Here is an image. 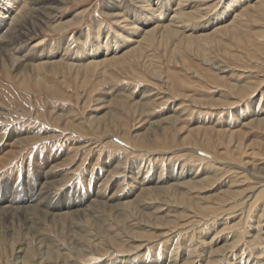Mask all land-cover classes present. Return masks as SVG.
I'll return each mask as SVG.
<instances>
[{
	"label": "rangeland",
	"instance_id": "obj_1",
	"mask_svg": "<svg viewBox=\"0 0 264 264\" xmlns=\"http://www.w3.org/2000/svg\"><path fill=\"white\" fill-rule=\"evenodd\" d=\"M108 1L68 0L58 19L82 14L79 25L58 33L45 27V33L15 48L13 58L25 59L55 40L71 44L72 51L83 35L88 41L107 32L117 37L121 23L106 16ZM230 1L201 0L202 18L187 25L209 22ZM257 1L234 0L223 21L204 29L211 31L238 16L234 38L216 33L209 40L213 45L204 50L197 49L203 42L190 50L185 41L175 39L167 46L142 44L144 63L106 66L109 75L102 78L96 73L74 78L67 72L65 83L60 74L42 79L23 75L22 81L15 70L19 60H0V201L12 199L16 204L11 208L23 207L0 213V264H102L114 250L138 244L144 245L137 251L148 262L161 258L171 263L182 257L184 264H207L210 248L232 242L233 247L208 264H264V6H256ZM167 4L174 1H155L152 8ZM185 5L173 9L180 12ZM135 6L132 0L127 3L131 23ZM17 11L0 19L3 34L29 23L38 9L29 0L22 13ZM186 29L179 32L203 34ZM173 44L180 53L171 51ZM112 114L121 125L111 124ZM180 170L185 181L190 179L187 173L202 180L196 190L179 191L185 193L184 200L174 199L169 187L137 196L142 185H170L169 176ZM48 180L49 185L42 184ZM228 190L243 197L252 190L250 203L238 197L218 217L193 220L220 208V202H230ZM96 195L104 197L101 204L71 218L31 209L38 199L42 204L82 200L85 205L95 202ZM30 196L35 197L32 203ZM136 198L143 217L127 208ZM240 220L239 228L228 229ZM254 225L262 229L256 245L247 242L251 233H241L244 226L250 232ZM135 235L143 238L135 240ZM147 237H152L150 246ZM214 237L227 242L215 246Z\"/></svg>",
	"mask_w": 264,
	"mask_h": 264
},
{
	"label": "bare ground",
	"instance_id": "obj_2",
	"mask_svg": "<svg viewBox=\"0 0 264 264\" xmlns=\"http://www.w3.org/2000/svg\"><path fill=\"white\" fill-rule=\"evenodd\" d=\"M28 1L29 0H0V19L1 20L5 19L9 15H11V13H13L14 11H17V10H19V11H17L18 14L22 13L26 9V7L28 6ZM31 1H32V5L37 6L38 12L35 15V17L31 21H29V23L16 24L13 27L8 28L4 34L1 31L2 26L0 25V34L2 33L0 35L1 36L0 37V60L4 61V57H8L11 60L12 59L16 60V61L19 60L15 66V70L18 71V72L16 71L17 75H18V77H20V79L22 81H25L23 75L25 77H28L27 75L31 76L30 74H32V76H34L35 78L42 79L47 74L54 75V76L60 74L62 82L65 83L67 72H73L75 75L74 78H78L79 74L88 75L90 73H96L99 75V77L102 78V76L104 77L106 74H108V71L105 68L106 66L108 68L109 67H115L116 68V66H119V68L123 67V66H127L128 68H131L132 63L134 65L135 64L140 65V63H144L142 60L143 58H142V53H141L142 44H145L147 46L152 45V46H158V47L167 46L168 44H170L175 39L178 42L181 40H182V42L185 41L184 42L186 45L185 47L191 48L190 50H193L195 48V46H197L198 42H203V43H201L202 47L198 45L197 47H199V48H197V49H203L204 50V48L206 46L213 45L214 42L209 41V40H212V38H213L212 36H214L216 33L230 34V36L232 38H234L233 36H235L234 34L236 33V30H237L236 29L237 26H235L236 23L234 24V22H236V18L238 16H234L232 21L221 24L211 31L208 30L207 32H204L205 28H207L210 25L217 24L220 21H223L225 19V17L228 16V14H226V12L230 13V11L232 9V4H234V0H231L230 3H228V5H226L227 10L221 11L222 13H217L216 15H214V17L211 20H209V22H212L211 24H209L208 21H205V23L201 24L200 27L196 26L197 28L188 26L187 22H190L191 20L192 21H194V20L199 21V18L200 19L202 18L203 15H202L201 11H203L202 10L203 8L201 6H203V5L201 4V0H171V1H174L173 5L175 6V8H177V7L179 8V7L183 6V4L187 5L186 8L183 7L186 10H182V11L179 10L180 12H177L178 10L176 11L175 8L173 9L174 6L170 5V4H167L164 7L153 9L152 6H154V2L156 1V4H157L159 0H132L133 3L136 4L135 8L138 9V11L136 12L137 15H135L133 18L135 20L132 23H131V21H128V20H131V11H130L131 9L130 10L127 9V3L129 2V0H111L110 2L108 1V3L105 5V10H106L105 14L107 17L114 19L116 22L121 23V27H120L121 29L118 28V30H116V33L118 35L117 37H115L116 33L114 34L115 35L114 37L112 35L109 37L108 32H107L103 36V38H101V39L95 38V39H91L88 41V37L83 35L81 38H83L84 41H82L81 44H78L77 46H75L72 51H70V47H71L70 45L71 44H69V43L67 44V42L63 43V41L60 42L58 40H55V41L51 42L50 43L51 45L48 46L46 49L41 48V49L37 50L35 53L27 55L25 59H23V58L21 59L20 57H19L20 59H16V58L14 59L13 56L16 52L15 48H17L21 43L29 41L30 39H32L33 36H35L37 34L45 33L47 31V30H45V27H47L50 32L58 33V32H64L66 30H69L72 27L79 25V23H80V20L78 19V17L80 15L82 16V14H76L73 18L66 19L64 21H61L60 19H58L59 13L62 12V10H63V5L68 0H31ZM162 1L166 2V0H162ZM202 3L204 4L205 2H202ZM257 3H258V5H256V6H260V7L264 6V0H258ZM251 6L255 7V5L254 6L251 5ZM143 7L144 8L146 7V11H144V12L141 11V8H143ZM55 18H57V19H55ZM163 18H164V20H162ZM198 21H194V22L196 23ZM149 23H151L152 26L149 25L150 27H147V25ZM193 26H195V25H193ZM123 28H126L128 30L123 31ZM182 28H183V30L187 28L190 31V33L201 32L203 34L202 35L199 34L196 37H193L191 35L190 36L189 35L183 36L181 33L183 31L179 32V30H181ZM95 34L98 35L99 31L97 30ZM119 35H120V37H119ZM178 42H176V43H178ZM219 43H220V41H217V44H219ZM63 44H65L64 47H62ZM131 44H133V46H131ZM220 45H222V44H220ZM60 48H62V49H60ZM179 50L180 49L177 48V45L173 44V50H171V51L173 53H178V52L180 53ZM143 65H145V64H143ZM83 77L85 78V76H83ZM138 105H139V103H133L132 106L137 107ZM141 107H143V106H141ZM109 120H110L111 124L115 125V126L122 124L120 121V118L115 116L114 114L111 115ZM105 131H106V129H105ZM206 143H208V140H206ZM181 174H182V171L178 175L169 176L168 180L171 183H170V185H168L166 187L156 185L155 188H153V187L150 188V187H147L145 185L144 186L142 185L141 189H139V193L137 196L145 197V196L149 195L150 193H154L156 191L164 190L167 187H169L168 190L174 191V192H171L172 193L171 196L174 199L184 200L185 199V193L179 192V191H184L186 189L191 190V191L196 190L195 186L198 185L200 182H202V180L201 179H195V177H194L195 175H193L192 173H189V174L187 173V175H189L190 179L185 181V180H183V176H181ZM155 181L156 180H154L152 182L155 184H160V182H161V180H158V182L157 181L155 182ZM46 182H43L42 184H44V185L50 184L49 180L47 183ZM251 191L248 193H245L246 195H244V197H243L242 193H239L237 191H229L228 190V194L231 195V197H232V198L231 197L229 198L230 202L229 201L225 202V204L223 202H220L219 203V204H221L219 206L220 208H217V209L210 208L211 210L209 209V211L206 214H204V215L202 214L203 216L195 215L192 218H195L193 220L200 219L201 221H205V222H206V220L216 218V217H218V215H221L225 211H227L225 209V207L230 205V203L234 202L236 200V198L242 197V198H244V201H246L251 196L250 195ZM258 191H260V190H258ZM33 197L34 196H30L28 198V200L31 202ZM112 198L110 197V199H112ZM138 198L134 199V201L131 202V207L127 206V208L131 209V212L133 214L137 213V214H139V216L143 217L144 215L142 213V209L140 210V208H139V206L142 203L138 202ZM233 198H234V200H232ZM94 199H96L95 202L93 201L90 204H85V205L84 204L81 205L82 200H80V201L69 200V201H64V202L61 201L58 204H55L54 202L47 201V202H44L42 204L40 202H37L38 200H40V199H38L36 201L37 206L33 205V206H31V209H33L37 212L39 211L42 213H46V215L48 214V215H50L52 217H56V218H61V217L71 218V217H74L75 215L78 216L79 214H85L86 212H89L92 209V207L95 206L94 205L95 203L101 204L102 202L100 200L104 199V197L96 195V198H94ZM110 199H108V200H110ZM34 200H36V199H34ZM244 201H242V203ZM249 203H250V200H249ZM13 204H16V201L12 200V199H5L4 201H0V213L4 214V213L9 212V211L17 212L23 208V207L21 208L18 205L16 206V208H11V206ZM188 205L192 206L193 204H188ZM237 205H239V204H237ZM114 206H117V204H114L113 207ZM251 207H253V206L252 205L249 206L248 212L251 211ZM231 208H236V206H232ZM239 208H240V206H239ZM25 209H27V208H25ZM207 209H208V207L206 208V210ZM190 211H192V210H190ZM53 212H56V213L50 214ZM57 212H59V213H57ZM150 214H152V213H150ZM236 218H237V216H236ZM248 218H249V215H247V219ZM200 220H198L197 222H200ZM254 222H255V220H254ZM262 222L260 223V225L262 224ZM240 223H241V220H240V222L238 221L237 223H235L233 225L230 224L231 226H228L229 227L228 229H232V230L237 229V228H239ZM192 224H193V222H192ZM257 225H259V224H257ZM164 230H166V229H164ZM261 230H258V228L256 229L255 225H254L252 230L250 232H247L246 226H244L241 233L242 234H245V233L250 234L251 233V239L247 242H250L252 245H256L259 243L258 241L261 240V238H262L261 234H260ZM142 236L143 235H137V236L135 235V240H137L139 238L142 239L143 238ZM152 237L146 238L147 243L149 242V240L152 239ZM158 239L156 241H158ZM212 240L216 244L215 246H217L219 242L224 241L221 239L218 240L215 237ZM135 242H137V241H135ZM224 242H227V241H224ZM247 242L245 244H247ZM151 243H152V241H151ZM151 243L149 242L147 246H150ZM154 243H155V240H154ZM201 243L203 246L207 245L205 240H203ZM233 244H234V242L224 244V246L220 245L214 251H211V248H210L209 256L208 257L206 256L207 259H205V260H207L206 263L208 264L209 261H210V263H212L211 261H214L213 260L214 256L222 255V253L226 249L233 247ZM142 246H144V245L138 244L135 247L130 246L128 248H120L118 250H114L113 251L114 253H112V255H114V256L110 259L108 258V260L105 262H102V264H167L168 263L167 261H162L161 258H156L153 260V262H148L147 259L145 260V258H148V256L146 254L141 253V251H137ZM122 247H124V246H122ZM186 247H188V246H186ZM241 248H242V246H241ZM201 253H202V250H201ZM135 255L139 257V260L136 261L135 258H133V256H135ZM169 256H170V254H169ZM252 257H253V255H252ZM171 258L168 257V259H170V260H171ZM179 258L180 259H175L171 263H168V264H178L181 260L184 261V262L181 261L184 264L185 259H183L182 257H179ZM170 260H169V262H170ZM190 263H192V262H189V264ZM204 264H205V262H204Z\"/></svg>",
	"mask_w": 264,
	"mask_h": 264
}]
</instances>
